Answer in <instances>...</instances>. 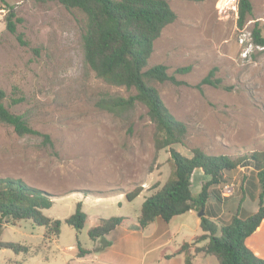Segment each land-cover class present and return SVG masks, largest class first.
I'll use <instances>...</instances> for the list:
<instances>
[{
    "label": "rangeland",
    "instance_id": "obj_1",
    "mask_svg": "<svg viewBox=\"0 0 264 264\" xmlns=\"http://www.w3.org/2000/svg\"><path fill=\"white\" fill-rule=\"evenodd\" d=\"M167 1L175 19L154 40L148 67L164 64L169 74L178 67L191 68L175 74L180 84L156 80L148 84L186 125L184 143L173 147L186 156L196 147L231 158L264 150V46L250 39L254 22L264 37V0H250L252 15L242 29L236 25L237 0ZM9 11L15 15L14 33L6 27ZM85 22L81 11L57 1L0 0V88L7 95L5 104L49 137L47 141L40 135L18 136L0 122V177L20 178L48 192L53 202L43 210L47 217L63 220L75 211L78 201L90 216L80 231L62 223L58 237L49 240L43 238V228L29 220L3 223L0 240L23 244L27 252L2 248L0 264H80L76 242L86 249L97 242L87 235L91 216H126L135 221L140 201L158 190L169 175V153L167 148L154 149L155 126L144 104L137 102L119 114L96 105L103 96L127 97L135 90L105 82L85 64L81 43ZM214 67L220 85L199 89L196 84ZM17 97L22 99L12 104L10 98ZM251 173L250 167H238L231 196L220 195L221 184L209 188L214 193L206 211L215 215L219 225L229 222L239 205L257 210L259 189L251 188ZM206 179L195 169L192 192H198ZM134 187H142L141 194L130 202L124 198L119 205L113 194ZM127 225L109 240L140 244L114 264H179L177 258L167 263L162 255L201 232L195 214L187 213L167 223L154 220L143 230H129ZM166 236L172 243L160 248ZM70 244L73 250L66 248ZM245 244L264 258L263 232L250 235ZM197 255L194 264H218L213 256Z\"/></svg>",
    "mask_w": 264,
    "mask_h": 264
},
{
    "label": "trees",
    "instance_id": "obj_2",
    "mask_svg": "<svg viewBox=\"0 0 264 264\" xmlns=\"http://www.w3.org/2000/svg\"><path fill=\"white\" fill-rule=\"evenodd\" d=\"M57 1L65 8H76L81 11L86 22L81 34L83 59L95 75L105 82L133 88L134 94L127 97L103 96L96 105L104 110L119 114L134 108L137 102L144 104L147 114L153 121L155 133L153 146L155 150L167 148L169 153L170 172L164 184L155 192L145 197L140 213L135 222L127 217L110 216L99 218L98 223L87 230L90 239H99L98 249L109 244L106 237L113 238L118 228L127 225V229L143 230L156 219L168 222L172 217L189 210H203L199 217L201 233L191 242H184L178 253L184 254V264H191L194 257L201 253L213 256L218 264H264V258L257 256L245 244L247 237L262 231L264 223V150H254L231 158L229 155H210L199 148H192L191 155L186 156L176 150L174 144H183L186 125L177 120L164 104L157 89L148 84V80L169 81L180 84L175 74L186 73L190 66L178 67L174 73L167 72L164 64L148 67V59L153 51L154 40L162 28L173 22L175 13L167 0H36ZM203 1V0H191ZM238 29H242L252 15L250 0H237ZM14 13L6 16L7 30L15 32ZM20 21V18H16ZM251 42L264 46L261 27L254 22L250 30ZM216 67L196 84L219 86L221 79L215 76ZM7 95L0 88V122L12 127L18 136L40 135L49 140L47 134L30 127L22 115L12 112L5 104ZM22 98H10L15 104ZM250 167L252 170L249 184L253 190L259 189L257 210L250 212L240 205L227 223L219 225L214 214L206 211L207 202L214 193L209 188L215 184L232 181L238 167ZM195 169H200L207 178L198 192L191 190V178ZM142 190L134 187L125 192L128 201L133 200ZM219 199V195L216 196ZM52 199L48 192L34 187L20 178L0 177V227L3 223L16 225L21 220L43 228V237L47 240L57 238L62 223L80 231L86 222L87 214L82 211L80 201L75 204V211L63 220L50 218L43 210L50 208ZM214 216V217H213ZM204 244L197 246L198 243ZM194 243L193 250L188 248ZM77 256L82 257L90 251L76 242ZM26 253L27 247L13 241L0 240V249ZM85 264V263H81Z\"/></svg>",
    "mask_w": 264,
    "mask_h": 264
},
{
    "label": "crops",
    "instance_id": "obj_3",
    "mask_svg": "<svg viewBox=\"0 0 264 264\" xmlns=\"http://www.w3.org/2000/svg\"><path fill=\"white\" fill-rule=\"evenodd\" d=\"M200 170V169H199ZM201 171V170H200ZM202 173V172H201ZM141 194V191L140 193L136 196L138 197L139 195ZM114 197H116V200H119L118 201V204L121 205L122 203V199L125 198V192L123 191H119V192H116L113 194ZM135 197V198H136ZM146 196L143 197V199L140 201V207H141V204L142 202L144 201ZM101 197H97V199H99ZM134 198V199H135ZM125 200L127 202H130L128 201L126 198ZM53 202V201H52ZM258 207V206H257ZM140 213V211H139ZM187 214H195L196 216V223L198 224L199 226V216L197 215V212L194 211V210H189L187 212H185ZM139 216V214H138ZM137 216V217H138ZM123 217H126V216H123ZM137 217H136V220H137ZM90 216L87 215V218H86V222L89 220ZM91 218L93 219L92 222L89 223V226L87 227V230L96 225L98 223V220L99 218H103L102 215H99V214H94L91 216ZM129 218V217H127ZM64 219V218H63ZM159 219V218H158ZM135 220V221H136ZM157 220V219H156ZM161 220V219H160ZM171 220V219H170ZM169 220V221H170ZM135 221H132V222H135ZM163 221V220H162ZM85 222V223H86ZM153 223V222H152ZM167 223V222H165ZM151 224V223H150ZM148 224V226L150 225ZM147 226V227H148ZM263 226V225H262ZM121 227V226H120ZM120 227L118 229H120ZM159 228V227H158ZM200 228V227H199ZM167 229V226H165L164 230L166 231ZM131 230V229H129ZM133 231H136V230H133ZM117 232V231H116ZM262 232L264 233V226L262 227V231H261V234ZM201 233V232H200ZM199 233V234H200ZM255 234V233H254ZM252 234V235H254ZM196 236V235H195ZM195 236H193L192 238H194ZM109 237H106L107 240L109 241V244L106 245L104 248H101V249H98V247L101 245V242L99 239H96L94 241H97V242H94L93 244V248L92 249H88L90 252L87 253L86 255L82 256V257H78L77 256V251H76V256L78 258H80V264L81 263H85V264H88L87 263V257L93 259V261L91 262H95L96 264H114V262H121L122 259H126L127 257L130 256V254L132 253V250L135 249V247L139 246L140 242H114V240H109ZM44 238V237H43ZM191 238V240H192ZM112 239V238H110ZM187 242H190V241H187ZM171 239L168 238L167 236L161 241L159 242V246L160 248H166L168 247L169 245H171ZM204 244V243H203ZM199 245H202L201 243L197 244V246ZM180 247V244H177L175 247H171V249L169 250V253H165L162 255L163 259L168 263L169 261H171L173 258H177V260L179 261L178 263L179 264H184V255L183 253H178V248ZM66 248H72V250L74 249L73 245L70 244L68 246H66ZM201 256H204V255H201ZM122 257V258H121ZM199 257V255H196L194 257V259L192 260L191 264H194L195 263V259H197ZM170 263V262H169ZM171 264V263H170Z\"/></svg>",
    "mask_w": 264,
    "mask_h": 264
},
{
    "label": "built area",
    "instance_id": "obj_4",
    "mask_svg": "<svg viewBox=\"0 0 264 264\" xmlns=\"http://www.w3.org/2000/svg\"><path fill=\"white\" fill-rule=\"evenodd\" d=\"M233 192H234V182L233 181L221 184L219 188V193L222 197L231 196Z\"/></svg>",
    "mask_w": 264,
    "mask_h": 264
},
{
    "label": "water",
    "instance_id": "obj_5",
    "mask_svg": "<svg viewBox=\"0 0 264 264\" xmlns=\"http://www.w3.org/2000/svg\"><path fill=\"white\" fill-rule=\"evenodd\" d=\"M203 214V210L197 212V215L200 217Z\"/></svg>",
    "mask_w": 264,
    "mask_h": 264
}]
</instances>
